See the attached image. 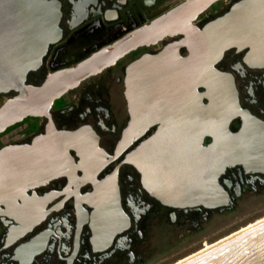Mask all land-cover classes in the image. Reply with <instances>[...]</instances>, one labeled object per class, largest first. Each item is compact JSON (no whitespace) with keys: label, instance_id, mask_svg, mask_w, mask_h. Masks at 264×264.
<instances>
[{"label":"water","instance_id":"water-1","mask_svg":"<svg viewBox=\"0 0 264 264\" xmlns=\"http://www.w3.org/2000/svg\"><path fill=\"white\" fill-rule=\"evenodd\" d=\"M218 1L184 0L74 66L29 85L27 73L60 36L59 8L46 0H0V94L16 93L0 105V133L26 117H46L51 136L0 149V205L67 170L64 159L77 135L55 130L49 116L55 100L127 53L174 36L178 41L126 69L131 122L120 146L138 127L158 124L126 160L140 173L143 188L166 206L226 205L219 175L234 165L261 166L264 160L256 158L264 151V132L263 123L240 108L233 78L215 64L234 47L246 50L247 64L264 68V0H239L198 27L197 17ZM235 117L242 125L233 133L229 124ZM206 137L211 142L203 146ZM115 190L114 179L98 184L91 198L103 217L97 214L96 222L117 215ZM174 264H264V215Z\"/></svg>","mask_w":264,"mask_h":264},{"label":"flooded vegetation","instance_id":"flooded-vegetation-1","mask_svg":"<svg viewBox=\"0 0 264 264\" xmlns=\"http://www.w3.org/2000/svg\"><path fill=\"white\" fill-rule=\"evenodd\" d=\"M46 1L59 8L60 36L49 44L39 67L27 73L25 83L29 85H39L51 72L74 66L184 0ZM237 1L219 0L195 24L203 26ZM179 38H166L127 53L53 102L49 116L55 130L77 135L64 159L69 160L68 167L0 205V264H150L164 251L151 249L152 243L168 244L173 237L194 239L210 228L215 216L236 208L240 200L264 195V163L254 170L234 165L218 177L226 205L166 206L149 195L140 173L126 162L158 129V124L138 127L120 146L131 122L126 69ZM179 53L186 55L184 48ZM245 53V49L229 48L215 68L233 78L240 108L263 123L264 132V68L247 64ZM15 94H0V105ZM48 122L46 117L22 119L0 133V149L29 145L46 135L50 138ZM241 125V118L235 117L229 129L235 133ZM210 142L209 137L204 138L203 146ZM258 154L256 160H264V151ZM107 179H114L116 186L117 215L96 222L99 211L91 196Z\"/></svg>","mask_w":264,"mask_h":264},{"label":"rangeland","instance_id":"rangeland-1","mask_svg":"<svg viewBox=\"0 0 264 264\" xmlns=\"http://www.w3.org/2000/svg\"><path fill=\"white\" fill-rule=\"evenodd\" d=\"M222 3L223 1H220L219 4ZM263 215L264 195L240 200L236 208L215 216L214 221L208 224L210 228L194 239L179 241L178 238L173 237L169 239L168 244H165L166 241L158 245L152 243L149 246L151 249L164 251L150 261V264H173Z\"/></svg>","mask_w":264,"mask_h":264},{"label":"bare ground","instance_id":"bare-ground-1","mask_svg":"<svg viewBox=\"0 0 264 264\" xmlns=\"http://www.w3.org/2000/svg\"><path fill=\"white\" fill-rule=\"evenodd\" d=\"M190 255H191V254H190ZM188 256H189V255H188ZM186 257H187V256H186ZM184 258H185V257H184ZM182 259H183V258H182ZM180 260H181V259H180ZM178 261H179V260H178ZM178 261H177V262H178ZM175 263H176V262H175Z\"/></svg>","mask_w":264,"mask_h":264}]
</instances>
